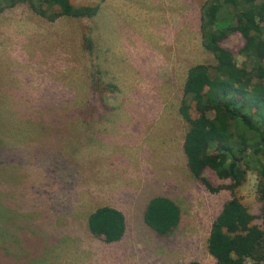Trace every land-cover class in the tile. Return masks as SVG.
<instances>
[{
	"label": "rangeland",
	"instance_id": "374dc122",
	"mask_svg": "<svg viewBox=\"0 0 264 264\" xmlns=\"http://www.w3.org/2000/svg\"><path fill=\"white\" fill-rule=\"evenodd\" d=\"M70 1L101 9L48 22L0 0V264H214L207 237L232 193L188 173L178 112L188 69L215 64L201 45L205 0H179L168 20L170 0ZM221 43L247 63L238 35ZM256 179L248 173L234 195L260 226ZM154 196L181 209L163 237L143 221ZM101 206L123 213L120 241L87 230Z\"/></svg>",
	"mask_w": 264,
	"mask_h": 264
},
{
	"label": "trees",
	"instance_id": "16d2710c",
	"mask_svg": "<svg viewBox=\"0 0 264 264\" xmlns=\"http://www.w3.org/2000/svg\"><path fill=\"white\" fill-rule=\"evenodd\" d=\"M4 3L6 8L27 4L48 22L92 18L99 9L98 4L74 5L70 0ZM199 32L202 48L215 64H197L187 71L178 109L187 124L182 152L188 173L208 192L232 193L211 223L206 249L214 264H264V0H205ZM233 34L243 41L239 54L247 63L253 61L250 68L247 63L238 66L222 46V39ZM207 169L229 179V185L214 187L204 176ZM250 172L257 177L260 226L234 195ZM143 221L163 237L180 224L181 209L169 197L154 196L145 205ZM86 226L94 237L115 243L126 232V219L120 210L101 206L88 215Z\"/></svg>",
	"mask_w": 264,
	"mask_h": 264
},
{
	"label": "crops",
	"instance_id": "0c3cea01",
	"mask_svg": "<svg viewBox=\"0 0 264 264\" xmlns=\"http://www.w3.org/2000/svg\"><path fill=\"white\" fill-rule=\"evenodd\" d=\"M108 1V0H107ZM105 2H106V0H105ZM104 2V3H105ZM170 3H168V5H167V12H169L168 14H169V16L168 17H166V19L168 20V19H170L171 18V13H175V12H178L179 11V8L181 7L182 8V6L180 5V1L178 0H176V1H172V0H170L169 1ZM132 6V4L131 3H129V5H127L125 8H127V7H131ZM100 9H101V6L99 7V9H98V12L100 11Z\"/></svg>",
	"mask_w": 264,
	"mask_h": 264
}]
</instances>
